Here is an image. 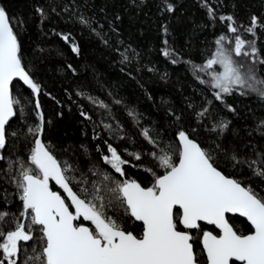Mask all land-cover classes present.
Returning a JSON list of instances; mask_svg holds the SVG:
<instances>
[{
	"label": "trees",
	"instance_id": "obj_1",
	"mask_svg": "<svg viewBox=\"0 0 264 264\" xmlns=\"http://www.w3.org/2000/svg\"><path fill=\"white\" fill-rule=\"evenodd\" d=\"M0 9L34 86L13 84L14 116L3 132L0 264H47L43 228L24 200L39 139L70 192L137 238L144 227L122 188H154L179 162L182 133L264 203V0H0ZM236 42L246 45L239 54ZM222 62L232 68L227 92ZM51 189L69 204L63 185ZM174 217L187 231L179 210ZM228 220L238 235L253 232L239 217ZM76 223L96 232L89 218ZM208 231L217 233L205 224L188 231L198 264L207 262Z\"/></svg>",
	"mask_w": 264,
	"mask_h": 264
},
{
	"label": "water",
	"instance_id": "obj_2",
	"mask_svg": "<svg viewBox=\"0 0 264 264\" xmlns=\"http://www.w3.org/2000/svg\"><path fill=\"white\" fill-rule=\"evenodd\" d=\"M16 81L34 87L21 65L6 15L0 13V141L14 116L12 86ZM178 141L180 160L157 180V192L136 181L122 188L132 217L144 227L140 238L102 222L70 192L55 161L52 175L67 189L70 205L50 190L47 182L25 176L24 200L43 228L47 264H198L188 231L199 224L218 232L208 231L202 237L207 264H264V203L214 166L200 144L186 133L180 134ZM176 210L187 231L177 228ZM76 214L94 219L107 241L96 237L89 227L77 226ZM229 216L245 220L253 232L238 235Z\"/></svg>",
	"mask_w": 264,
	"mask_h": 264
},
{
	"label": "rangeland",
	"instance_id": "obj_3",
	"mask_svg": "<svg viewBox=\"0 0 264 264\" xmlns=\"http://www.w3.org/2000/svg\"><path fill=\"white\" fill-rule=\"evenodd\" d=\"M0 13H4L3 10L0 9ZM244 47H246V45L243 42H236L235 44V53L239 54L243 51ZM220 72L218 74V83L222 84L223 86H221L220 89L221 92H227L228 91V85L230 84V74L232 72V68H231V63L230 62H222L220 63ZM255 82H252V86L251 88H256V85L254 84ZM256 92H259V88L255 89ZM264 97V94H263ZM3 147V142H0V154H1V148ZM40 153L43 157H45V153L43 151V149L40 150ZM32 160L34 162V164L37 167V178L42 179V172L39 166V159L36 153V150H34L33 155H32ZM106 161H108L110 164H112L113 166L116 167V169L122 173V169L121 166L122 164L120 162H117V160H115L113 157H110L108 159H106ZM155 190V192H157V188L156 186L153 188ZM93 225L95 227V236L96 237H100L102 240H106V238L102 237V235L99 233L96 224H94L93 221ZM17 237L16 235H10L9 238L7 239V246H8V250H7V254H14L16 251V246H17Z\"/></svg>",
	"mask_w": 264,
	"mask_h": 264
},
{
	"label": "flooded vegetation",
	"instance_id": "obj_4",
	"mask_svg": "<svg viewBox=\"0 0 264 264\" xmlns=\"http://www.w3.org/2000/svg\"><path fill=\"white\" fill-rule=\"evenodd\" d=\"M1 142V141H0ZM38 142V141H37ZM43 149L44 153H45V157H43L40 153V150ZM35 150H36V153H37V156H38V159H39V166H40V169H41V172H42V179L38 178L40 181L42 182H47L48 184V188L50 190L51 189V185L53 182H55L56 184H59V182L55 179V177L52 175V170H53V162L55 161L52 156L47 153V151L43 148V146H41V144H39V146L36 144V147H35ZM56 162V161H55ZM34 176V175H32ZM37 178V176H34ZM53 191V190H52ZM56 192V191H54ZM59 193V192H57ZM60 194V193H59ZM61 195V194H60ZM62 196V195H61ZM63 197V196H62ZM65 199V198H64ZM66 201V200H65ZM67 203V202H66ZM68 204V203H67ZM70 205V203L68 204ZM31 208V207H30ZM32 209V208H31ZM32 213H33V209H32ZM34 216V215H33ZM80 217L76 215V222L78 221ZM77 226H87V225H78L76 223ZM42 227V226H41ZM88 227V226H87ZM91 229V227H89ZM92 231V229H91ZM93 232V231H92ZM93 234L95 235V232H93ZM218 234V232L216 233ZM44 235V234H43ZM45 237V236H44ZM103 237V236H102ZM105 238V237H104ZM104 241V240H103ZM107 241V240H105ZM47 244V242H46ZM207 264V262H206ZM237 264V263H235Z\"/></svg>",
	"mask_w": 264,
	"mask_h": 264
}]
</instances>
